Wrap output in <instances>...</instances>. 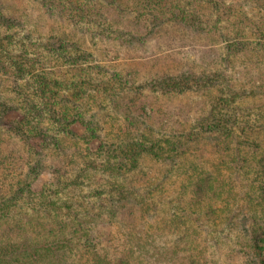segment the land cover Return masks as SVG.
I'll return each instance as SVG.
<instances>
[{"label":"trees","instance_id":"trees-1","mask_svg":"<svg viewBox=\"0 0 264 264\" xmlns=\"http://www.w3.org/2000/svg\"><path fill=\"white\" fill-rule=\"evenodd\" d=\"M32 2L50 18L80 26L90 39L103 43L123 37L134 41L151 33L125 31L113 37L114 22L100 19L103 9L122 11L124 22L143 21L150 28L182 24L201 33L206 27L197 4L217 12L216 18L221 9L219 0ZM19 21L0 11L2 70L9 73L7 88L17 97L10 102L0 98V134L17 138L38 159L29 174L37 170L39 177L48 170L50 181L38 190L29 187L23 195L38 201L35 244L22 246L12 237L0 242V264H264V109L253 114L244 103L246 83L238 88L224 73L200 80L190 76L197 87L208 85L215 94L209 96L196 129L161 139L149 126L140 131L133 117L119 121L106 112L116 111L117 101L127 96L120 97V87L130 80L122 83L111 74L105 83L113 89L109 94L96 72L101 71L98 48L94 55L63 34L26 46L28 37L12 32ZM216 23L207 27L210 34ZM259 32L261 42L254 39L257 46L250 49L260 53L264 34ZM250 43L249 38L223 43L224 62L232 63ZM182 77L161 79L159 92L182 93L191 82ZM193 147L208 154L206 163L214 155L215 163L208 168L195 161ZM146 160L158 172L171 168L182 177L178 200L184 208L160 218L155 237L149 229L143 235L133 230L135 213L145 219L160 206L166 180L144 177ZM12 193L0 206V220L6 224L9 218L3 213L11 210L5 204L23 198L18 185ZM100 227L116 231L99 233ZM163 237L172 239L168 247L159 245Z\"/></svg>","mask_w":264,"mask_h":264},{"label":"rangeland","instance_id":"rangeland-1","mask_svg":"<svg viewBox=\"0 0 264 264\" xmlns=\"http://www.w3.org/2000/svg\"><path fill=\"white\" fill-rule=\"evenodd\" d=\"M219 3L218 7L221 9L220 13L218 11V18L215 17L217 12L197 4V9L203 13V25L206 27V32L203 33L198 32L197 27L190 28L191 26L182 24L169 23L162 26L163 28L161 26L150 28L143 21H138L139 25H137L138 22H131V20L124 22L125 15L122 11L103 9L100 19L104 21L105 18L114 22L110 26L113 37L124 34L125 31L139 34H146L149 29L151 31L148 36L140 35L142 37L134 41L129 40V37L121 36L123 39L104 43L90 39L80 26L66 20L50 18L40 5L33 3L32 0H0V11L19 17V25L12 32L18 38L27 36L26 46L39 45V39L46 38L50 34H63L69 36L71 40L78 41V44L82 43L94 55H97L98 48L100 52L98 57L101 61L98 63L101 65V71L96 70V72L102 75L99 79L106 91L113 94V89L105 85L111 74L119 75L122 83L130 80L126 86L120 87L122 91L120 97L127 96L117 101L116 111L106 112H110V115L119 121H123L126 117L134 118L140 131L146 130L145 126H149L154 136L162 139L167 135L176 136L196 129L194 125L200 119L209 96L215 94L214 89H207L208 85L197 87L190 76L200 80L202 77L208 79L213 74L224 73L228 81L233 83L236 81L238 88L246 83L244 103L252 108L253 114L264 109V52L259 53L250 49L257 46L254 40L257 36L259 39L263 38L260 37L259 31L264 34V0H219ZM223 9L226 10V15H223ZM257 11L259 13L255 15ZM215 22H217L216 29L214 28L215 33L210 34L207 27H211ZM245 38L251 39L254 43H250L248 47H242V53L237 54L236 59L231 60L232 63L224 62L223 43ZM3 62L4 58L0 54V98L9 102L16 101L17 97L7 88L10 78L9 73L2 70ZM219 62L224 63L219 64ZM46 64L49 62L47 61ZM128 76L131 78L128 79ZM180 76H183L182 79L186 77L191 79L189 84H185L186 87L184 86L182 93L169 95L159 92L161 79L172 77L178 79ZM165 82L168 83V81ZM95 85L91 89H95ZM168 89L171 88L168 87ZM198 147L197 150L194 147L191 148L192 151L196 150L193 153L194 160L203 161L205 167L209 168V165L215 163L216 157L212 155L207 163L204 162L208 159V154H204L205 151L202 152ZM37 160L25 150L24 145L17 138L5 133L0 134V206L2 201L16 191L17 185L23 193V198L19 202L16 201L20 199V196H17L11 204L3 202L6 207H10L11 212L3 213L4 218H9L7 224L4 220H0L1 244L6 243L11 237L22 246L35 244V235L39 231L37 217L39 208L36 206L38 201L32 197L29 201L28 196L23 195L30 190L29 187L38 190L50 181L48 170L39 177L36 174L37 170L29 174L28 168H33ZM44 164L50 165L47 157L44 159ZM144 167H146L144 177L156 178V175H159L161 180H166L160 193V206L155 213L146 215L145 219L140 217V213H135L133 230L143 235L149 229L152 237H155L160 232V218H166L171 212L177 215L184 208L183 203L178 200L181 199L179 186L181 187L182 177H178V172L171 168L158 172L157 165L149 160L144 162ZM74 196L76 197L73 195L72 199L77 198ZM175 199L179 203L173 202ZM115 229H120L119 225ZM115 229L100 227L97 231L99 233L109 230L115 232ZM171 240L169 238V241ZM158 241L159 245L163 243L165 247L169 245V241L164 237ZM20 248L22 247L19 246Z\"/></svg>","mask_w":264,"mask_h":264}]
</instances>
